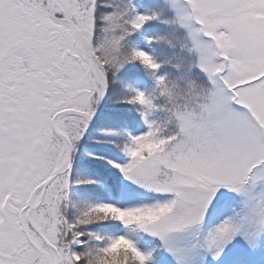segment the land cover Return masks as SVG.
<instances>
[{
    "label": "snow or ice",
    "instance_id": "snow-or-ice-1",
    "mask_svg": "<svg viewBox=\"0 0 264 264\" xmlns=\"http://www.w3.org/2000/svg\"><path fill=\"white\" fill-rule=\"evenodd\" d=\"M0 264H264V0H0Z\"/></svg>",
    "mask_w": 264,
    "mask_h": 264
}]
</instances>
